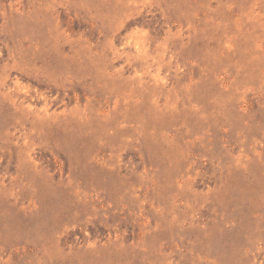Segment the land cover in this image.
Returning a JSON list of instances; mask_svg holds the SVG:
<instances>
[{
  "label": "rangeland",
  "instance_id": "obj_1",
  "mask_svg": "<svg viewBox=\"0 0 264 264\" xmlns=\"http://www.w3.org/2000/svg\"><path fill=\"white\" fill-rule=\"evenodd\" d=\"M0 264H264V0H0Z\"/></svg>",
  "mask_w": 264,
  "mask_h": 264
}]
</instances>
